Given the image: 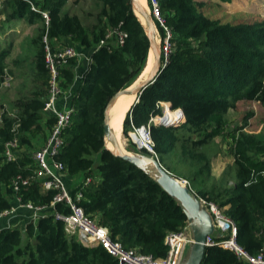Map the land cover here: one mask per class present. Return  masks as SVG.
Listing matches in <instances>:
<instances>
[{
    "label": "trees",
    "instance_id": "obj_1",
    "mask_svg": "<svg viewBox=\"0 0 264 264\" xmlns=\"http://www.w3.org/2000/svg\"><path fill=\"white\" fill-rule=\"evenodd\" d=\"M94 1L100 10L90 27L64 10L67 0L1 2L8 18H25L40 26L33 38V81L28 93L12 101L14 116L6 112L0 115V211L12 207L16 196L24 204L48 205L56 192L43 189L38 179L21 185L16 192L11 184L16 175L33 174V139L38 133L44 137L55 120L43 112L48 71L42 35L47 30L54 48L59 43L70 44L90 53V62L71 99L74 111L56 156L67 176L92 178L82 189L78 204L108 228L113 240L162 257L167 251L165 235L182 230L188 222L186 208L145 171L107 150L103 140L105 105L140 74L148 58L149 40L131 0ZM158 1L172 47L166 60L161 49L164 66L126 113L123 131L161 115L163 105H169L171 111L181 109L183 121L150 126L157 159L175 177L187 180L192 194L223 209L236 224L235 240L241 247L250 254L264 251V142L244 130L252 113H246L241 126L228 133L233 161L218 177L211 174V157L204 154L215 137L227 135V114L238 102L255 101L264 107V19L223 23L200 11L195 0ZM31 6L47 11V25ZM152 20L163 46L165 31ZM120 22L127 32L125 42L116 45L108 41L96 48L107 28ZM8 50L0 53V82ZM74 62L71 58L60 67L63 88L73 84ZM13 137L19 148L16 158L7 161L4 143ZM95 156L99 159L96 164ZM54 210L69 212L63 203H56L46 216L28 221L24 227L0 228V264H117L100 245L85 246L76 237H69ZM201 264L245 263L233 251L210 245Z\"/></svg>",
    "mask_w": 264,
    "mask_h": 264
},
{
    "label": "built area",
    "instance_id": "obj_2",
    "mask_svg": "<svg viewBox=\"0 0 264 264\" xmlns=\"http://www.w3.org/2000/svg\"><path fill=\"white\" fill-rule=\"evenodd\" d=\"M147 5L150 16L165 31L162 50L166 60L168 52L170 51L169 38L171 32L164 24V19L159 8V1L147 0ZM31 8L41 13L45 25H47L49 19L47 11L40 10L34 6H31ZM126 37L127 32L121 28L120 22L115 26L107 28L104 38L97 43L96 48L107 44L108 41H112L116 45H122ZM42 42L45 66L48 71L47 91L43 112L53 116L55 120L48 131L44 143L32 153V158L35 163L33 174L26 177L21 174L16 175L12 179L11 184L16 192L21 185L29 184L32 179H38L43 189H54L56 192L48 205L24 204L16 196L17 202L31 210L30 221H35L40 217L46 216L47 210L49 208L54 209L56 203H63L68 207L69 212L65 214L54 210L53 214L56 219L63 222L65 233L69 237H76L85 246L100 245L116 259L117 264H181L186 252L185 246L191 241V238L185 231V227L180 231H171L165 235L164 243L167 246L166 254L162 257H156L151 253H144L136 247H125L119 240H113L110 237L108 228L100 224L95 218L86 214L83 207L78 204L83 197L82 189L92 181V178L90 176L85 177L78 189L72 193L64 181L65 166L61 161L56 159V156L63 146V132L71 122V115L74 111L71 99L75 92H69L72 85L69 88H63L61 86L60 67L67 65L71 58L77 57H85L87 67L90 62V54L87 55L85 51L70 44L59 45L54 48L47 35V30L42 35ZM9 80L10 76L4 74L0 85H7ZM165 106L167 109V104ZM4 112L10 116L15 115L12 109H8L5 105H0V115ZM183 119L184 116L182 114L179 119L171 124H177L183 121ZM151 124L165 125L160 124L156 116L151 118L146 124L133 127L130 135L142 133L145 138V148L154 153L152 148L153 141L150 135ZM18 148L19 144L16 137L6 141L3 151L5 159L7 161L14 160ZM181 181L189 185L187 180L181 179ZM199 199L208 210L214 227L213 233L206 236L205 245H218L222 248L229 249L245 264H264V251L262 249L256 254H250L236 242V224L224 213L223 209L212 201H205L202 198ZM14 210L13 206L1 210L0 217H13ZM6 226L12 227L15 224Z\"/></svg>",
    "mask_w": 264,
    "mask_h": 264
},
{
    "label": "rangeland",
    "instance_id": "obj_3",
    "mask_svg": "<svg viewBox=\"0 0 264 264\" xmlns=\"http://www.w3.org/2000/svg\"><path fill=\"white\" fill-rule=\"evenodd\" d=\"M1 2L2 0H0V12L1 9L3 8V4ZM64 10L69 14L77 15L86 26L90 27L97 21L96 15L100 10V5L94 0H67L64 6ZM261 19H264V16L257 15L254 19L248 21H259ZM39 26L40 24L38 22L29 23L25 20V18H22L21 20H18L16 22L14 20L9 21L6 12L0 14V53L3 50L9 48L8 50L9 53L3 60V66H4L5 75L9 76L8 73H10L13 76L12 77L13 84L9 86L10 89L13 90L15 89L18 91L19 89L24 90L25 88L24 85H27L26 86L27 89L29 87V83L24 82L25 81L24 77L32 72L33 58H34L33 38L37 35ZM154 27L157 36L159 37L158 35L159 33L156 25ZM161 49H162V44L160 47V51ZM149 58L150 57L148 56L147 61L149 60ZM18 62H20V64ZM4 87L5 86L1 87L0 85V101L4 100L8 102L9 95L11 94V92L10 90L5 89ZM162 109H163V113L158 116H162L164 112L167 110L166 106L164 105ZM248 112H251L252 115L248 119V124L246 125L244 130L246 132L255 134V136L259 140H262L264 142V107L260 103L255 101L238 102L237 106L229 110L227 114L228 116L227 135L215 137L213 144L210 145L207 150H204V154L205 155L208 154L211 157L210 159H208L207 158L208 156H206V158L209 160L210 172L214 177H218L222 173L221 172L218 176H215V174L213 173V172H217L219 167L226 164L224 167L225 169L227 166L232 164L233 159L229 151L230 138L228 136L229 135L228 133L234 131L236 128L241 126V124L243 123L244 116H246V113ZM252 130H257V132L254 131L252 132ZM130 132L131 130H129L127 133H124L122 126V141L125 151L143 154L140 149H145L147 150V152H149L148 155L155 157V153L148 151L147 148L139 149L138 146L132 141ZM42 137L43 136H41L40 133H38V135L33 139L34 149L37 146H39L40 144L39 142L41 141ZM94 158H95V164L98 163L99 161L98 157L95 156ZM174 158L176 159V157ZM181 182L184 184L183 181ZM201 209L205 211L204 207L203 208L201 207ZM185 231L187 235L191 238L192 230L189 221L185 226ZM189 249H190V245L188 244L184 255L185 260L183 264H186L185 262H187V258H188L187 255Z\"/></svg>",
    "mask_w": 264,
    "mask_h": 264
},
{
    "label": "water",
    "instance_id": "obj_4",
    "mask_svg": "<svg viewBox=\"0 0 264 264\" xmlns=\"http://www.w3.org/2000/svg\"><path fill=\"white\" fill-rule=\"evenodd\" d=\"M131 5L134 11V14L138 17L139 21L141 22L140 18H139V14H141L144 18L145 23L142 24L145 33L148 37L149 40V49H148V53L149 50L151 49L154 55L153 58V63L151 65V69L147 75V77H145L144 79L137 81L138 78L140 77V74L142 73V71L140 72V74L135 78V80L128 86L118 90L117 92H115L110 99L107 101L105 108H104V118H103V140H104V147L109 150L112 154L122 157L123 159L131 162L132 164L136 165L137 167H139L140 169H142L143 171H145L141 165L143 163H145L146 161H152L154 164V167L157 171L158 177L154 178L151 175H149L146 171V173L151 176L169 195H171L172 197H174L177 201H179V203H181L187 210L188 216H189V224H190V214L194 213L197 214V218L198 221L201 225V232L198 236L195 237L194 239V243L192 244V242H189L190 245V249L187 255V262H185L186 264H201L203 257H204V253H205V249H206V236L208 234L213 233L214 231V227L212 224V220H211V216L208 212V210L206 209L205 205H203L200 201V199L198 197H196L194 194L191 193V190L189 188L188 185L183 184L181 182V179L175 177V175H173L170 171H168L167 169H165L161 163L159 162V160L157 159L156 155L151 156V155H146V154H138V153H134L132 152L131 154H124L122 152H120L117 141L115 139V135L114 132L111 129V124H110V112H111V108L112 106L117 102V100L121 97V96H128V95H136L135 98V102H137L139 100V95L140 93L143 91V89L151 84L157 77V75L159 74V72L161 71V69L163 68V64L161 63V54H159L157 52V47H156V43L154 41L153 35H154V23L153 20L149 14V12H146L143 5L139 2V0H131ZM161 47V41H160V46ZM160 50V49H159ZM148 57V55H147ZM147 64V59L145 62V65L143 67V69L145 68ZM142 69V70H143ZM133 103V104H134ZM132 104V105H133ZM167 109H170V106L167 105ZM181 110V109H180ZM182 112V110H181ZM183 114V112H182ZM125 118V117H124ZM124 120V119H123ZM172 122L166 123L163 121H160V124H171ZM122 126H123V122H122ZM107 139L109 141H111V143L113 144V148L115 150L111 151L107 145H106V141ZM201 207H204L203 211L201 209ZM191 227V225H190ZM184 257L181 261V264H183L184 262Z\"/></svg>",
    "mask_w": 264,
    "mask_h": 264
},
{
    "label": "crops",
    "instance_id": "obj_5",
    "mask_svg": "<svg viewBox=\"0 0 264 264\" xmlns=\"http://www.w3.org/2000/svg\"><path fill=\"white\" fill-rule=\"evenodd\" d=\"M200 4L199 10L202 11L205 15L209 16L210 18L213 19H219L221 22H229L232 24H236L238 22H245L248 20L254 19L257 15L264 16V0H195ZM7 14V9L4 7L1 9V13ZM22 19V18H21ZM21 19L17 18H9V21L14 20L15 22ZM84 24V23H83ZM11 45V44H10ZM62 45L58 44L57 46ZM34 52H35V47H34ZM87 55L90 53L85 51ZM34 57V53H33ZM34 61V58H33ZM20 64V62H18ZM86 67V61L85 57H77L75 58V62L72 66L74 70V81L72 86L69 89V92H74L76 90V87L78 86L80 82V78L82 75V72L84 68ZM10 76V80L7 85H2L5 86V89L10 90L11 94L9 95L8 102L1 100L0 105H5L8 109H12V101L22 93H28V90L30 88V85L32 84L33 78H32V72L29 73L27 76H25V81L29 83L28 89L26 88L27 85H24L25 88L24 90H13L10 89V85L12 83V75L8 73ZM27 83V84H28ZM7 102V103H6ZM257 132V130H252V132ZM48 131L45 133V136L41 138V141L39 142V146H37L35 149L39 148L45 141V138L47 137ZM34 149V150H35ZM23 150V149H22ZM31 152V151H30ZM33 153V152H32ZM233 159V158H232ZM226 164L223 166L219 167L217 172H213L215 176H218L225 167ZM66 176V181H67V186L70 189L72 193H74L78 187L82 184V181L84 180L85 176L84 175H76V176H67L64 174V177ZM14 207V215L13 217H0V228L7 227L6 225L9 224H15V226L19 227H24L25 224L30 221V215H31V210L25 208L24 206L20 205L17 200L12 205Z\"/></svg>",
    "mask_w": 264,
    "mask_h": 264
},
{
    "label": "bare ground",
    "instance_id": "obj_6",
    "mask_svg": "<svg viewBox=\"0 0 264 264\" xmlns=\"http://www.w3.org/2000/svg\"><path fill=\"white\" fill-rule=\"evenodd\" d=\"M139 2L143 5L144 9L146 12H148V5H147V0H139ZM139 15V18L141 20V22L144 24V18L141 14L137 13ZM154 31V41L156 43V47H157V52L159 54H161V51L159 50V46H160V39L157 36V33L155 31V27L153 29ZM148 56L150 57L149 60L147 61L146 67L144 68V70L142 71V73L140 74V77L138 78L137 81H140L142 79H144L145 77H147L150 69H151V65L153 63V52L150 49ZM148 59V58H147ZM136 98V95L132 94V95H128V96H121L117 102L112 106L111 108V112H110V124H111V129L114 132L115 135V139L117 141L118 147L120 152L124 153V154H131L132 152L130 151H125L124 149V145H123V141H122V122L123 119L125 117V114L127 113V111L130 109V107L132 106V104L134 103ZM182 113L179 109L171 111L170 109H167L164 113V115L162 116H157V120L159 121H164L166 123L169 122H174L177 119H179L181 117ZM173 119V120H172ZM175 119V120H174ZM132 141L139 147V148H145V138L143 136L142 133H138V134H132L131 135ZM106 145L107 147L111 150L114 151L113 148V144L111 143V141H109L107 139L106 141ZM141 167L152 177L157 178L158 174L157 171L154 167V164L152 161H146L145 163H143L141 165ZM190 225H191V242L192 244L194 243V239L196 236H198L202 230L201 225L198 221L197 218V214L191 213L190 214ZM187 246H185V251L187 249Z\"/></svg>",
    "mask_w": 264,
    "mask_h": 264
}]
</instances>
